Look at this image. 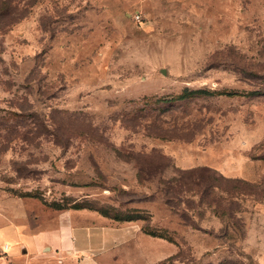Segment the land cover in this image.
<instances>
[{
	"label": "rangeland",
	"instance_id": "374dc122",
	"mask_svg": "<svg viewBox=\"0 0 264 264\" xmlns=\"http://www.w3.org/2000/svg\"><path fill=\"white\" fill-rule=\"evenodd\" d=\"M203 166L222 207L168 204ZM71 214L140 218L164 264H264V0H0V264L10 219Z\"/></svg>",
	"mask_w": 264,
	"mask_h": 264
},
{
	"label": "crops",
	"instance_id": "0c3cea01",
	"mask_svg": "<svg viewBox=\"0 0 264 264\" xmlns=\"http://www.w3.org/2000/svg\"><path fill=\"white\" fill-rule=\"evenodd\" d=\"M77 219L71 214L56 228L37 230L10 219L6 230L21 247L9 257L21 264H163L180 251L166 237L147 233L137 220Z\"/></svg>",
	"mask_w": 264,
	"mask_h": 264
},
{
	"label": "trees",
	"instance_id": "16d2710c",
	"mask_svg": "<svg viewBox=\"0 0 264 264\" xmlns=\"http://www.w3.org/2000/svg\"><path fill=\"white\" fill-rule=\"evenodd\" d=\"M230 182H233V180H228L222 175H219L214 169L203 166L189 170H181L172 178L163 180L162 184L167 195L168 204L170 205L176 206L174 204L175 201L179 202L183 200L182 196L184 193H192L200 197L199 204H207L219 209L222 207V200L218 193L224 191L231 195L232 191L229 188H233V186L229 184ZM192 202L190 201L188 204L190 205ZM181 217L187 220L185 212L181 214ZM138 219L140 218L136 217L127 221ZM146 232L157 236L147 230ZM166 261L162 263L164 264Z\"/></svg>",
	"mask_w": 264,
	"mask_h": 264
},
{
	"label": "water",
	"instance_id": "95a60500",
	"mask_svg": "<svg viewBox=\"0 0 264 264\" xmlns=\"http://www.w3.org/2000/svg\"><path fill=\"white\" fill-rule=\"evenodd\" d=\"M164 73H165V70H164Z\"/></svg>",
	"mask_w": 264,
	"mask_h": 264
}]
</instances>
